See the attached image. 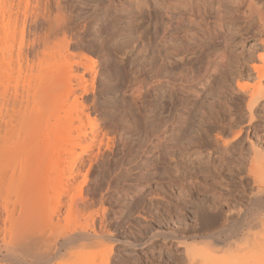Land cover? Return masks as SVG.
I'll use <instances>...</instances> for the list:
<instances>
[{
	"label": "rangeland",
	"instance_id": "rangeland-1",
	"mask_svg": "<svg viewBox=\"0 0 264 264\" xmlns=\"http://www.w3.org/2000/svg\"><path fill=\"white\" fill-rule=\"evenodd\" d=\"M24 3L22 57L71 53L96 64L89 98H96L92 116L108 132L102 148L111 182L106 205L117 240L110 263L192 264L172 234L196 239L194 254H203L207 216L215 213L208 206L221 201L217 225L237 223L255 208L258 186L245 187L242 179L250 173L252 147L264 151V107L255 110V124L262 125L257 136L247 131L248 97L241 86L253 82L252 66L264 51L258 37L242 33L241 17L229 20L230 0L208 7L206 16L205 0ZM55 24L62 30L54 34ZM222 48L227 57L217 54ZM241 120L240 139L224 147ZM97 175L95 169L96 181ZM249 251L240 260L254 264Z\"/></svg>",
	"mask_w": 264,
	"mask_h": 264
},
{
	"label": "bare ground",
	"instance_id": "bare-ground-1",
	"mask_svg": "<svg viewBox=\"0 0 264 264\" xmlns=\"http://www.w3.org/2000/svg\"><path fill=\"white\" fill-rule=\"evenodd\" d=\"M23 1L29 5V0H0V264H109L117 240L106 205L111 182L102 148L108 132L92 116L96 98H89L95 93L96 64L90 57L71 53L52 60L22 57L20 30L26 22L19 14L24 5L19 6ZM259 1L230 0L227 10L229 20L241 17L242 33L258 37L256 44L264 48V0ZM222 3L205 0V16L208 7ZM57 24L50 28L54 34L62 30ZM217 54L227 57L223 48ZM258 54L253 82L241 86L248 97L247 131L256 134L262 125L255 124V110L264 107V51ZM244 123L237 121L240 129L232 140L222 138L224 147L240 139ZM252 148L250 173L242 180L245 187L259 188L251 200L254 210L237 223L217 225L221 201L208 206L215 213H208L205 242L209 246L203 254L197 252L199 257L194 254L196 239L172 234L190 263L245 264L240 255L252 250L248 254L255 257L254 264H264V257L260 259L264 215L259 216L264 213V151ZM259 251L261 257L256 256Z\"/></svg>",
	"mask_w": 264,
	"mask_h": 264
}]
</instances>
